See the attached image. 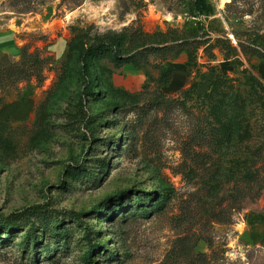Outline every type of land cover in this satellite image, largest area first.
Here are the masks:
<instances>
[{
	"label": "rangeland",
	"instance_id": "rangeland-1",
	"mask_svg": "<svg viewBox=\"0 0 264 264\" xmlns=\"http://www.w3.org/2000/svg\"><path fill=\"white\" fill-rule=\"evenodd\" d=\"M190 1L0 0V264H264V0ZM113 37L139 67L104 59L92 94L78 49ZM214 73L259 82L244 145L206 132Z\"/></svg>",
	"mask_w": 264,
	"mask_h": 264
},
{
	"label": "trees",
	"instance_id": "trees-1",
	"mask_svg": "<svg viewBox=\"0 0 264 264\" xmlns=\"http://www.w3.org/2000/svg\"><path fill=\"white\" fill-rule=\"evenodd\" d=\"M215 8L209 2V0H191L189 3V14L193 19H197L200 17H210L214 15ZM188 40H181L178 41L179 44H184ZM78 41H73L70 46L71 53L74 52L75 44L77 45ZM174 42V41H168ZM166 42L165 44H169ZM132 43V40L126 43V39L120 38H111L107 42L102 43H95L90 47L81 46L78 49V58L79 61L84 65L86 69H88L89 74L92 76L90 81L86 85V90L89 92H93L95 88V76L100 72L101 64L104 59H108L110 62L113 63L115 68L119 69L125 65H132L134 67H139L136 63V57L132 54L137 49L142 48H128ZM155 43L146 45L153 46ZM156 45V44H155ZM182 46V45H181ZM184 50V49H183ZM264 50V49H263ZM185 53L188 55V68L192 61L191 53L189 51L184 50ZM23 60L19 64H15V70L13 74L16 75V79L19 81H26L29 78V66L30 58H27L23 55ZM6 66L1 67L0 76H3L4 69ZM9 71V72H10ZM175 72L174 67H171L168 71V74L163 76L165 86L169 84L171 78ZM94 76V78H93ZM12 81V80H11ZM233 80L229 77L221 74L214 73L210 86L208 87L207 91L202 95L199 96V99L205 103L208 115H212L213 119V126L212 129L209 128L206 130L208 133L211 141L218 147H226L229 145L235 144H243L245 140L248 139L249 134H251V125L249 122H246L244 119V106L247 102H251L250 98L253 95V98L259 97L257 91V86L259 85L258 80L255 77H249V86L252 88V95L249 97H244L242 89L235 88L232 86ZM242 86L244 89V84ZM93 94V93H92ZM256 97H255V95ZM258 95V96H257ZM254 102V101H253ZM261 102V109L264 113V100L260 99ZM264 143V142H263ZM264 147V144L261 145ZM261 151H263L261 149ZM243 178L242 182L246 184L248 187L253 188L254 184L261 185L260 181H257L256 176L251 171L252 167H248L245 162H243ZM141 206L142 202L138 201L137 203ZM158 206V205H155ZM144 216H148L150 212L146 209L143 210L142 213ZM30 248L29 243L26 244L25 250L27 251ZM35 249H33V252ZM36 252V251H35ZM92 253L89 252L87 254V264H92Z\"/></svg>",
	"mask_w": 264,
	"mask_h": 264
},
{
	"label": "bare ground",
	"instance_id": "bare-ground-1",
	"mask_svg": "<svg viewBox=\"0 0 264 264\" xmlns=\"http://www.w3.org/2000/svg\"><path fill=\"white\" fill-rule=\"evenodd\" d=\"M230 1V0H229ZM229 1H227V0H223V5H225L227 2H229Z\"/></svg>",
	"mask_w": 264,
	"mask_h": 264
},
{
	"label": "water",
	"instance_id": "water-1",
	"mask_svg": "<svg viewBox=\"0 0 264 264\" xmlns=\"http://www.w3.org/2000/svg\"><path fill=\"white\" fill-rule=\"evenodd\" d=\"M222 3H223V0H222Z\"/></svg>",
	"mask_w": 264,
	"mask_h": 264
}]
</instances>
